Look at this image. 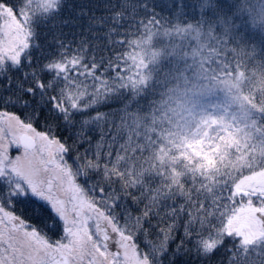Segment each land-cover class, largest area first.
Instances as JSON below:
<instances>
[{"label":"snow or ice","instance_id":"snow-or-ice-1","mask_svg":"<svg viewBox=\"0 0 264 264\" xmlns=\"http://www.w3.org/2000/svg\"><path fill=\"white\" fill-rule=\"evenodd\" d=\"M250 29L264 0H0V264H264Z\"/></svg>","mask_w":264,"mask_h":264},{"label":"trees","instance_id":"trees-1","mask_svg":"<svg viewBox=\"0 0 264 264\" xmlns=\"http://www.w3.org/2000/svg\"><path fill=\"white\" fill-rule=\"evenodd\" d=\"M96 2H102V0H94V3ZM94 11H95V15L96 16H103L105 15V11L102 7L100 8H94ZM157 11H160L159 8H157ZM164 15H171L170 12L168 11H164L163 12ZM196 16L197 18H199V12L197 11L196 13ZM86 23V21H85ZM100 33H103L106 29H104L102 26L99 27L97 29ZM245 36L246 38L249 39V43L250 44H256L257 46H259L260 43H264V42H261V38L259 36V33H258V30H249L248 32L245 33ZM100 40L102 42H105L106 43V40H105V37L103 35L100 36ZM178 42L180 43H185V41H182V40H179V38H177ZM166 43H171L172 40L169 39L167 41H165ZM258 50L260 51V53L258 54L256 52V61L255 62H259L260 60L264 59V45L260 48H258ZM255 62H252V63H249V66H248V69H247V72L250 73L251 71L255 70ZM165 68L168 67V63L165 62L164 65H163ZM102 111L104 112H108V113H114L117 111V109L115 107H112V108H102L101 109ZM109 119H113L112 116L109 117Z\"/></svg>","mask_w":264,"mask_h":264},{"label":"rangeland","instance_id":"rangeland-1","mask_svg":"<svg viewBox=\"0 0 264 264\" xmlns=\"http://www.w3.org/2000/svg\"><path fill=\"white\" fill-rule=\"evenodd\" d=\"M264 45V43H260L259 46H257V53L259 54L260 51L258 50V48L262 47Z\"/></svg>","mask_w":264,"mask_h":264}]
</instances>
